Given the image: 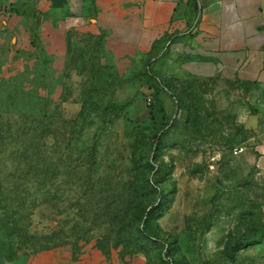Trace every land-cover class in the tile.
Listing matches in <instances>:
<instances>
[{
  "label": "rangeland",
  "instance_id": "obj_1",
  "mask_svg": "<svg viewBox=\"0 0 264 264\" xmlns=\"http://www.w3.org/2000/svg\"><path fill=\"white\" fill-rule=\"evenodd\" d=\"M100 43L73 64L0 66L1 178L27 199L0 264H264V85L169 79ZM14 156L46 159L45 185L20 179L27 165L8 180Z\"/></svg>",
  "mask_w": 264,
  "mask_h": 264
},
{
  "label": "crops",
  "instance_id": "obj_2",
  "mask_svg": "<svg viewBox=\"0 0 264 264\" xmlns=\"http://www.w3.org/2000/svg\"><path fill=\"white\" fill-rule=\"evenodd\" d=\"M99 42L169 79L264 85V0H0L3 74L28 52L73 64Z\"/></svg>",
  "mask_w": 264,
  "mask_h": 264
},
{
  "label": "trees",
  "instance_id": "obj_3",
  "mask_svg": "<svg viewBox=\"0 0 264 264\" xmlns=\"http://www.w3.org/2000/svg\"><path fill=\"white\" fill-rule=\"evenodd\" d=\"M34 40H36L37 35L33 34ZM146 65V69L147 71H150V69H152V61L149 60L147 63H145ZM247 85H257V84H247ZM28 117H25V119ZM14 129L11 128L8 130V132L6 133H12ZM20 129H18L19 131ZM37 132H39V129H37ZM2 132L0 131V134ZM35 129H31V130H27L24 129L22 132V136L25 137H33L32 135H35ZM14 135V134H13ZM13 137V136H12ZM157 141V145L160 144V139L157 137L156 139ZM29 146H33L37 149L41 148V142L36 141V139L34 138V142L33 143H29L27 142L24 147L28 148ZM13 167L15 170V174L12 176L8 177V180H11L13 178L18 177L17 173L18 170L22 171L24 169V165H27L28 167L31 168L30 172H25L23 174V176L19 178L25 182H27L26 180L30 177L31 173H36V176L32 177V180L34 182L37 183L38 181V185L40 186H44L45 184H41V181L38 180L40 179V177L42 176L44 180H46L48 172L45 170V168L48 166V161L42 160L41 162L39 160L37 161H23L21 159H19L18 157L14 156L13 160ZM149 166H152L151 163H148ZM41 171L43 172L41 174ZM31 180V181H32ZM5 182L4 180H2L1 178V172H0V205L4 204V206H2L1 210L2 212H0V248H12L15 243L17 242L18 239H21L22 237H24L25 235H27V233L25 234L24 231L19 228L18 226V218L20 216V212L21 210H25L26 209V204H27V199L23 198V199H19L17 198L14 194L17 192L16 189H9L6 188L5 186ZM158 213L157 210H153L152 214H156ZM144 218V216L142 217ZM152 222L147 219L144 224H143V228H138L136 231H134L132 233V235L134 237H136L138 239L139 242V246L142 250H146V248L149 245H153L154 244V238L149 236L148 233L152 231ZM21 237V238H20ZM168 257H171L172 255L167 254ZM166 256L161 257L162 261L167 263V261L165 260ZM168 264H180L174 260H172L170 263Z\"/></svg>",
  "mask_w": 264,
  "mask_h": 264
},
{
  "label": "water",
  "instance_id": "obj_4",
  "mask_svg": "<svg viewBox=\"0 0 264 264\" xmlns=\"http://www.w3.org/2000/svg\"><path fill=\"white\" fill-rule=\"evenodd\" d=\"M259 128V118L257 115H252L250 116L245 129L247 131H251V130H257Z\"/></svg>",
  "mask_w": 264,
  "mask_h": 264
},
{
  "label": "built area",
  "instance_id": "obj_5",
  "mask_svg": "<svg viewBox=\"0 0 264 264\" xmlns=\"http://www.w3.org/2000/svg\"><path fill=\"white\" fill-rule=\"evenodd\" d=\"M239 153H241V150L240 149H236L235 150V154H239Z\"/></svg>",
  "mask_w": 264,
  "mask_h": 264
}]
</instances>
